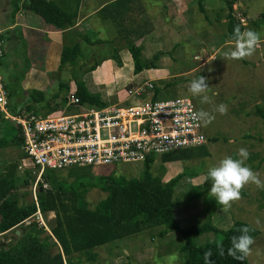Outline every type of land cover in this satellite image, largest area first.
I'll return each mask as SVG.
<instances>
[{
	"label": "rangeland",
	"instance_id": "1",
	"mask_svg": "<svg viewBox=\"0 0 264 264\" xmlns=\"http://www.w3.org/2000/svg\"><path fill=\"white\" fill-rule=\"evenodd\" d=\"M230 1L233 3V20L242 28V31L251 29L261 35V42L257 45L255 52L251 56L241 60L226 59L223 53L231 50L234 47V42H229L226 38V8L223 2L220 0H202L207 22L197 11L196 0H192L188 6L187 20L189 19L188 23L192 26V32H194L196 38L193 41L183 39L182 41L175 42L177 39L169 40L168 47H165L166 50L155 63L159 71L155 73L157 81L152 82V85L153 88L159 89L157 99L187 96L191 100L196 112L204 110L215 117L206 126L200 121L201 133L205 138V149L208 150L209 156L205 163H200L193 169L196 173L203 175L202 177L200 176V186H208L209 188H206L207 191H204L205 187H198L194 191L191 189L190 193L187 189L189 185L184 180L179 181L180 183L173 189V193H178L179 196L188 194L190 205L188 204V207H186L187 204L184 202L185 199H183L186 206H182L188 209L178 207L177 214L181 216L182 211H187L189 215L201 212L202 215L200 216L206 217V214L213 208L218 207L224 210L229 222L226 226L227 229L232 223L239 221L257 231L254 244L251 246V255L245 259L248 264H264V189H259L255 184L249 183L242 189L241 199L233 202L231 207L225 208L219 205L215 197L211 195V180L205 181V176L210 167L216 166L225 156L239 158L238 150L240 148L248 150L249 157L245 162L246 165L264 181V120L254 113L255 106L260 107L264 104V21L258 18V15L264 12V0ZM239 18L243 19V24L239 23ZM185 31L188 32L189 30ZM172 42L178 43L177 47L176 45L172 47ZM200 49L205 51L203 57L194 58L197 54L200 55L198 52ZM213 52L214 54H211ZM152 55H148L147 60ZM146 56L147 54L144 53L141 60L145 61ZM98 57H100L99 54L94 55L95 59ZM92 63L88 61L86 65H91ZM2 71L0 70V76L6 83V89L20 94L17 82H15V86H12L10 80L2 76ZM199 76L207 78L209 90L200 96H195L189 91V85L192 80ZM202 95H208L211 102L202 103ZM59 100L60 98L56 99L55 102ZM11 103V105L15 104L13 98H11ZM131 103L132 101H129L124 105ZM222 103L228 107L226 115H221L215 111L216 107ZM37 107L39 111H44L41 108V104ZM68 113H73V111H69ZM47 115L52 114L48 113ZM201 148L203 147L201 146ZM158 158V156L154 157V160L157 161ZM27 166V162L23 159L18 149L14 147L0 149V175L3 177H10L11 175L16 177L17 181L9 197L16 198L19 205H26L35 201L37 184L34 186V181L36 178L35 174ZM110 171L115 175H121L125 178H138L142 171V164L118 165ZM150 171L153 175L159 174L161 171L160 163H152ZM56 173L62 178L67 177L68 180L71 179V177L67 176L66 171ZM23 180H27V185L23 183ZM42 187L45 188L46 185ZM174 194L172 201L176 205L182 203V201L177 202L175 200ZM104 197L105 193L97 189H90L85 193L84 201L86 206L92 209ZM205 217L190 221H177V223L180 227L187 229L192 225L202 224ZM52 218V213H48L46 218L40 215V221L43 224V226L40 225V228H42L39 231L40 238L48 235ZM36 222L34 218H30L24 221L19 228L20 230H27L30 225ZM158 229H151L144 232L143 235V232H141L112 242L108 245L106 251H122L121 253L124 252L127 255H137L139 253L136 252H142L143 254H147L148 257L150 255L153 256V260L148 264H181L182 256L177 251L181 243L179 236L170 233L168 237L163 239H150L149 236L151 234L154 235ZM16 231H18V234L11 231L4 235L0 234V246H8L14 243L20 232L19 229ZM213 238L212 234L207 233L193 239V243L199 246L209 242ZM148 239L149 241L152 240V242L147 245L146 241ZM51 251L55 252V248H52ZM96 251L98 256L105 255V249H96ZM143 258L144 261L146 257ZM72 262L74 263L75 260L72 259ZM79 264L101 263L87 261L83 258L80 259Z\"/></svg>",
	"mask_w": 264,
	"mask_h": 264
},
{
	"label": "trees",
	"instance_id": "2",
	"mask_svg": "<svg viewBox=\"0 0 264 264\" xmlns=\"http://www.w3.org/2000/svg\"><path fill=\"white\" fill-rule=\"evenodd\" d=\"M73 1L75 4L78 2ZM220 1L226 8V38L229 42H234L233 30L239 25L232 17L233 3L230 0ZM10 5L11 15L19 8L28 10L39 16L45 24L58 30L70 27L75 16L74 13H66L59 5L49 0H11ZM196 5L197 11L207 21L202 0H196ZM258 18L264 21V12L260 13ZM126 50L132 61L133 73L156 67L159 54L142 61L139 47L128 43ZM71 52L72 59H75L77 48H72ZM63 56L65 57V53ZM110 59L120 65L116 55ZM74 86V96L81 104L95 108H103L106 105L99 95L89 93L81 81H74ZM158 90L153 89L152 99L156 97ZM54 93L56 95L49 96V93L47 96L44 107L48 110H45V113L51 110L50 103L59 95H61L59 103L63 104L68 93L67 83H58ZM30 98L34 104L43 99V96L40 93H33L30 94ZM254 113L264 120V104L260 107L255 106ZM19 145L18 130L8 121L0 120V149L8 147L18 149ZM190 150L175 151L159 158L162 162L187 160L193 156ZM153 162L154 158L150 157L142 163V171L138 178H125L113 172L102 176L94 174L90 168H76L65 170L67 176L71 177L68 180L54 171H45L40 176V181L36 183L35 202L26 205H19L16 198L9 197L17 181L16 177L0 175V234L9 231L14 233L18 229L20 231L14 243L0 246V264H63V261L65 264H79L81 257L87 261L94 259L95 254L92 250L95 247L156 228H159L158 231L154 235L151 234L150 239H162L169 233L179 236L181 243L177 251L182 256L181 264H204L203 254L208 250L213 253L211 259L214 264H248L245 258L236 260L227 254L231 247V238L239 236V229L248 225L237 221L226 230L218 229L211 224L209 211L202 224L192 225L187 229L180 227L173 217L175 203L172 201V192L181 175H176L163 183L150 171ZM23 183L27 185L28 182L23 180ZM43 185L46 187L43 188ZM90 189L105 193V197L92 209H89L84 201V195ZM36 209L45 218L48 213L53 214L49 234L44 238L39 237L42 228L36 223L30 225L27 230L19 228L24 221L32 218ZM207 233L212 234L214 238L199 246L193 243V239ZM250 235L255 238L257 231L253 229ZM219 242H222L223 256L216 247ZM52 248H55V252L51 251ZM72 259L75 260L74 263Z\"/></svg>",
	"mask_w": 264,
	"mask_h": 264
},
{
	"label": "crops",
	"instance_id": "3",
	"mask_svg": "<svg viewBox=\"0 0 264 264\" xmlns=\"http://www.w3.org/2000/svg\"><path fill=\"white\" fill-rule=\"evenodd\" d=\"M49 1L59 5L68 14H75L70 27L58 30L45 24L39 16L21 8L11 15V0H0V29L3 41L0 70H3L2 76L9 79L12 86L17 82L20 91V94L14 93L13 90L9 92L2 79L8 94V104L12 110L27 107L39 111L37 109L39 104L44 111L48 110L44 107L48 94L56 95L54 91L60 82L67 83L68 90L72 89L75 87L74 81H81L89 93L99 95L106 105L119 104L123 101L126 87L140 85L144 81L154 83L157 81L155 73L159 71L155 64L154 69L133 73L132 61L126 50L128 43L140 48L141 58L146 53L144 60H147L150 54H159L160 57L166 50L165 47H168L170 39H177L175 42H179L183 39L193 41L196 38L192 26L188 23L189 19L187 20L188 6L192 0H78L76 4L73 0ZM185 30H189V33ZM179 31L183 32L176 33ZM177 44L172 42V47L175 45L177 47ZM72 48H77L75 59H72ZM198 52L200 55L197 54L194 58H202L205 51L200 49ZM98 54L100 57L95 59L94 55ZM113 55L118 57L120 65L110 59ZM88 61L93 63L86 65ZM33 93H40L43 99L32 104L30 94ZM60 97L61 95L58 98ZM11 98L14 99V105H11ZM55 100H52L49 109L59 106V101L55 102ZM202 147L191 149L190 153L193 156L187 160L167 162H162L160 158L154 160L153 164L159 162L161 167L159 174L154 175L163 183L176 175H181L179 181L184 180L189 185L187 189L190 193L191 189L194 191L198 187H205L200 186V178L203 175L193 170L200 163H205L209 156L205 145ZM179 181L177 184L180 183ZM206 188L209 187L206 186L204 191H207ZM173 194L172 192V197ZM174 195L177 202L182 201L175 204L173 210L176 221L205 217L200 216L201 212L189 215L187 211H182L179 216L177 208H185L184 202L188 207L190 197L188 194L181 195L182 197L178 193ZM210 211L211 224L218 229H227L229 222L225 211L218 207ZM169 235L170 233L164 238ZM151 242L152 240L148 239L146 244ZM109 244L92 250L95 254L92 262L148 264L153 260V256L148 257L142 252H136L139 253L137 255H127L121 253L122 251H106ZM96 249H105V255L98 256ZM143 257H146L144 261Z\"/></svg>",
	"mask_w": 264,
	"mask_h": 264
},
{
	"label": "built area",
	"instance_id": "4",
	"mask_svg": "<svg viewBox=\"0 0 264 264\" xmlns=\"http://www.w3.org/2000/svg\"><path fill=\"white\" fill-rule=\"evenodd\" d=\"M1 33L0 29V62ZM153 89L152 81H144L126 87L121 103L95 108L81 104L74 87L63 104L45 113L27 107L12 110L0 77V120L18 130V149L35 174L34 186L45 171L90 168L105 176L118 165L142 164L150 157L203 146L205 138L200 121L192 118L196 110L191 100L152 99ZM31 217L43 226L37 209Z\"/></svg>",
	"mask_w": 264,
	"mask_h": 264
},
{
	"label": "clouds",
	"instance_id": "5",
	"mask_svg": "<svg viewBox=\"0 0 264 264\" xmlns=\"http://www.w3.org/2000/svg\"><path fill=\"white\" fill-rule=\"evenodd\" d=\"M232 39L234 47L223 53L226 59L241 60L251 56L257 45L261 42V35L251 29L241 30L239 26L233 30ZM209 90L207 78L199 76L192 80L189 85V91L192 95L200 96ZM202 103H210L208 95H202ZM215 111L221 115H226L228 107L226 104H220ZM192 118L201 121L206 126L215 118L209 112L200 110L192 114ZM238 157L225 156L216 166L208 169L205 181L211 180L210 193L215 197L216 202L225 208L231 207L232 203L241 199L242 189L249 183L255 184L257 188L264 189V181L259 175L246 165L249 152L246 148L238 150ZM253 229L248 226L239 229L240 235L231 238V247L227 250V254L236 260H243L251 255L254 238L250 235ZM217 249L221 256L224 255L222 242L217 243ZM213 253L211 250L204 252V264H214L212 261Z\"/></svg>",
	"mask_w": 264,
	"mask_h": 264
},
{
	"label": "water",
	"instance_id": "6",
	"mask_svg": "<svg viewBox=\"0 0 264 264\" xmlns=\"http://www.w3.org/2000/svg\"><path fill=\"white\" fill-rule=\"evenodd\" d=\"M15 234H18V231H14Z\"/></svg>",
	"mask_w": 264,
	"mask_h": 264
}]
</instances>
